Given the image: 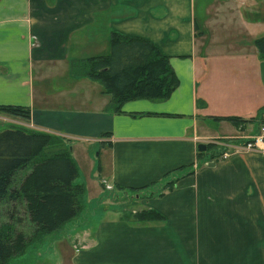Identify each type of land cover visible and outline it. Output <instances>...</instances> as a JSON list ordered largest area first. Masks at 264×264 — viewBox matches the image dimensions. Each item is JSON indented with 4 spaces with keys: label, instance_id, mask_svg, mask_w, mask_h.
<instances>
[{
    "label": "crops",
    "instance_id": "0c3cea01",
    "mask_svg": "<svg viewBox=\"0 0 264 264\" xmlns=\"http://www.w3.org/2000/svg\"><path fill=\"white\" fill-rule=\"evenodd\" d=\"M212 1L199 14L195 0H0V105L30 110L28 120L0 118L63 138L75 163L85 143L88 217L69 231L86 241L89 264H264V152L219 156L220 142L259 129L264 53L254 40L264 17L249 12L264 7ZM112 32L169 57L178 85L168 98L131 99L117 112L99 81L73 75L71 61L106 53ZM145 209L164 218L137 220Z\"/></svg>",
    "mask_w": 264,
    "mask_h": 264
},
{
    "label": "trees",
    "instance_id": "16d2710c",
    "mask_svg": "<svg viewBox=\"0 0 264 264\" xmlns=\"http://www.w3.org/2000/svg\"><path fill=\"white\" fill-rule=\"evenodd\" d=\"M254 43L264 53V35ZM109 46L108 53L71 61V70L99 81L115 99V111H121L123 103L131 99H166L177 87L169 57L152 41L112 32ZM0 113L21 120L30 117L29 108L22 105H0ZM223 118L246 121L236 116ZM77 177L78 167L63 138L25 127L0 131V216L8 217L0 222V264L78 215L84 185ZM165 184L173 187L172 182ZM135 218L145 222L164 216L145 209ZM22 223L27 227H19Z\"/></svg>",
    "mask_w": 264,
    "mask_h": 264
},
{
    "label": "rangeland",
    "instance_id": "374dc122",
    "mask_svg": "<svg viewBox=\"0 0 264 264\" xmlns=\"http://www.w3.org/2000/svg\"><path fill=\"white\" fill-rule=\"evenodd\" d=\"M260 4L262 3L263 7H264V0H259ZM206 3H213L214 1L212 0H205ZM204 0H195V7L197 12L200 14V9H201V5L202 3H204ZM255 11L257 10H252L251 12H249V16H251L252 18H259V17H264V15L262 14H258L255 13ZM76 32V30H75ZM78 34L82 35V28L79 29L77 31ZM110 50V46L108 47V51L106 53H108ZM73 75L75 76H80L78 74H75L73 72ZM115 103V99L113 101V104ZM10 127H24V124H19V123H13L12 120H5L3 117L0 118V131L6 129V128H10ZM220 140V139H219ZM85 143L81 142L79 143L76 147V153H75V157L77 159V163L79 165V167H81V173H79V176L77 177L76 181L77 182H81L80 180L84 177L88 175V170L89 169V165L88 163V156L86 155V149H84L85 147ZM99 151V145H92L91 146V152H92V156L95 158L96 160V164L98 163V156L97 153ZM210 151V150H209ZM76 162V161H75ZM76 163V164H77ZM26 172L20 173L21 174H25ZM103 193L107 196H111L112 198L114 197L113 200L117 201V198L115 197V195H121V194H125L123 192V190H119V192L115 193V195L112 193L111 194H107L108 191H103ZM131 197L134 196V194L132 192H130ZM112 199H109V204L111 205V208H118L117 205L114 203ZM126 200V199H125ZM81 201H84V197L82 196ZM138 201V200H137ZM127 202V201H126ZM131 201H128L127 203H129ZM88 204H82V211L79 213L78 216L75 217V219H71L68 222H66L63 227H60L59 229L55 230L54 232L51 233H47V234H43L41 235L39 238H37L36 240H34L33 242H31L27 248L25 249L24 252L15 255L14 257H12L6 264H89L88 262L84 261V256H82V253L84 252V248L82 246V244L86 243V241L80 242L81 244H78V242H76L74 244L73 239H74V233L76 231H81L84 228V223L85 221H87L86 217H88V215H86L87 212V206ZM131 204V203H130ZM93 206H100L102 204L100 203H94L92 204ZM114 206V207H112ZM129 205H125V208L128 207ZM122 212H126V209H120ZM86 215V216H85ZM112 218L109 219V221L111 220H115V215L113 212V215H111ZM118 219V218H117ZM8 221V217L5 214H2L0 216V222H5ZM74 221L79 222L78 225V229L76 231H74L73 233L71 231H69L70 226L72 225V223ZM25 227H27V224L24 225ZM23 223L19 226L21 228L24 227ZM44 247H46L45 249H47V253H44ZM43 249V250H42ZM86 255H89L86 254ZM92 264H101V263H92Z\"/></svg>",
    "mask_w": 264,
    "mask_h": 264
},
{
    "label": "built area",
    "instance_id": "2783aa9c",
    "mask_svg": "<svg viewBox=\"0 0 264 264\" xmlns=\"http://www.w3.org/2000/svg\"><path fill=\"white\" fill-rule=\"evenodd\" d=\"M205 143L214 144L212 139L205 140ZM221 158H227L236 153L248 151H263L264 152V112L259 118L258 132L248 138H228L219 143ZM215 151V150H213ZM212 151V152H213ZM214 153V152H213Z\"/></svg>",
    "mask_w": 264,
    "mask_h": 264
},
{
    "label": "water",
    "instance_id": "95a60500",
    "mask_svg": "<svg viewBox=\"0 0 264 264\" xmlns=\"http://www.w3.org/2000/svg\"><path fill=\"white\" fill-rule=\"evenodd\" d=\"M206 149H207V146H206L205 143H200V144L198 145V150H199V151H205Z\"/></svg>",
    "mask_w": 264,
    "mask_h": 264
}]
</instances>
